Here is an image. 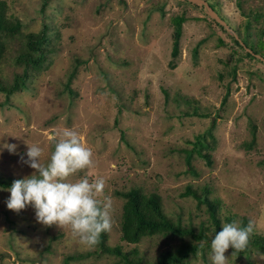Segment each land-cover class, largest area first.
Wrapping results in <instances>:
<instances>
[{
    "label": "rangeland",
    "instance_id": "rangeland-1",
    "mask_svg": "<svg viewBox=\"0 0 264 264\" xmlns=\"http://www.w3.org/2000/svg\"><path fill=\"white\" fill-rule=\"evenodd\" d=\"M0 1L5 17L22 23L13 36L0 32L4 83L23 72L15 56L25 37L39 34L45 23L50 35L44 67L30 72L26 87L10 97L0 92V178L35 171L21 160L27 159L25 140L43 149L47 164L52 137L71 129L92 150L94 166L69 179H105L104 194L113 205L106 243L121 246L130 258L156 264L182 242L161 234L137 244L123 240L126 199L119 193L132 188L159 194L170 219L197 230L204 225L212 237L207 206L183 195L190 186L218 203L222 224L254 221L251 236L264 239V61L247 57L234 41L240 35L259 49L264 0H208L229 31L188 0H48L45 9L44 0ZM182 14L173 60V17ZM199 135L210 144L203 153L212 164L195 151L188 160ZM5 143L17 144V153ZM7 189L0 187V264H66L69 256L76 257L70 264L123 263L97 245L86 248L70 229L43 226L32 206L8 209ZM210 253L211 246L187 264H211ZM232 253L231 247L225 253L228 264H264L256 246Z\"/></svg>",
    "mask_w": 264,
    "mask_h": 264
},
{
    "label": "clouds",
    "instance_id": "clouds-1",
    "mask_svg": "<svg viewBox=\"0 0 264 264\" xmlns=\"http://www.w3.org/2000/svg\"><path fill=\"white\" fill-rule=\"evenodd\" d=\"M52 139L55 147L47 164L42 162L43 149L24 141L27 159L21 156V160L35 171L13 181L7 189L10 192L7 208L19 213L32 206L37 222L45 227L70 229L80 244L93 248L113 226L112 200L104 194L106 181L102 177L91 182L86 177L70 181V177L94 166L93 152L75 130L64 129ZM3 147L17 153V144L5 143ZM254 227L251 220L246 227H240L236 221L223 223L211 241V264H228L225 253L230 247L234 249L232 255L244 252ZM259 259L264 261V254Z\"/></svg>",
    "mask_w": 264,
    "mask_h": 264
},
{
    "label": "trees",
    "instance_id": "trees-1",
    "mask_svg": "<svg viewBox=\"0 0 264 264\" xmlns=\"http://www.w3.org/2000/svg\"><path fill=\"white\" fill-rule=\"evenodd\" d=\"M0 3V32L10 34L11 36L19 33L22 23L15 17H5L4 7L2 8L4 2L0 1ZM47 3L48 0H44L42 9H45ZM209 4L217 11L216 6L213 3L209 2ZM198 5L203 7L206 12L204 5ZM185 19L186 16L183 14L173 17L175 25L174 45L172 50L173 60L179 55V40L182 34V24ZM213 20L224 29H229L225 28L215 19ZM48 30L49 26L45 23L40 32H38L39 34L30 33L25 37L26 39L24 43H22L15 56V63L23 68L22 74L16 73L13 82L10 84H6L0 79V92L5 93L7 97H10L15 92L26 87V80L28 79L30 72L44 67L49 56L47 43H49L50 35ZM234 41L238 46L245 49L247 57L258 58L264 61V54H259V49L264 48V41L262 39H260L257 44L259 49L256 44L249 43L247 38H242L240 35L238 37L235 34ZM1 46L2 44L0 47ZM171 64L174 67L175 64L173 62ZM74 76L75 71H72L68 78V89H70ZM207 134L211 135V131H208ZM194 144L195 147L193 150L189 151L188 160H190L193 151H195L200 156L204 157L208 164H212L210 154L203 153V149L210 146L206 141L205 135H199ZM13 181L14 179L0 178V187L10 188ZM204 192L207 193L208 188H205ZM119 194L126 199L123 206L121 224L123 240L128 243L137 244L145 236H154L158 234L177 237L182 240L177 247L162 252L158 257L156 264H187L192 257H196L198 254H204L206 249L211 246V241L214 238L215 233L221 230L222 221L218 215V203L211 200L207 195L203 196L202 194H199L190 186L187 187L183 195H191L198 200L199 204H205L207 206L208 214L214 227V235L212 237L208 235V228L204 225L197 230L193 226H183L179 220L174 221L170 219L164 212L161 197L157 193L146 195L139 189L132 188L127 192H120ZM229 221L230 223L232 222L231 219H229ZM242 227H246V225L244 224ZM107 238L108 232L103 233L100 237L97 247L100 248L101 252L120 256L123 260L122 264H141L139 260L130 258V253L124 252L121 246H109L106 243ZM185 238H190V240H186ZM253 246L264 251V239L250 236L248 248L244 252L236 254H247ZM134 252H136V250H134ZM75 258V256H69L66 258L65 263L70 264V261Z\"/></svg>",
    "mask_w": 264,
    "mask_h": 264
},
{
    "label": "water",
    "instance_id": "water-1",
    "mask_svg": "<svg viewBox=\"0 0 264 264\" xmlns=\"http://www.w3.org/2000/svg\"><path fill=\"white\" fill-rule=\"evenodd\" d=\"M192 3L202 4L206 8L207 15L215 19L218 23L222 24L225 28H229L227 23L220 17L217 11L206 0H188Z\"/></svg>",
    "mask_w": 264,
    "mask_h": 264
}]
</instances>
